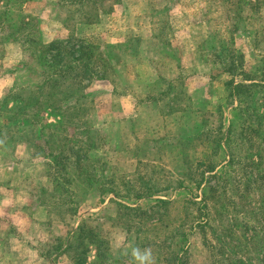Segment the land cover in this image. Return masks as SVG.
Segmentation results:
<instances>
[{
  "label": "rangeland",
  "instance_id": "obj_1",
  "mask_svg": "<svg viewBox=\"0 0 264 264\" xmlns=\"http://www.w3.org/2000/svg\"><path fill=\"white\" fill-rule=\"evenodd\" d=\"M84 1L29 0L23 9L40 17V24L48 39L49 34H54V30L62 33V25L68 17L66 6H78L77 2ZM252 2L254 1L104 0V6L98 11L99 18L91 19L94 27L84 31L92 41L102 44L103 48L108 46L110 50H114L116 57L112 63L116 64L117 72L113 71L112 78L119 92H128V96L114 98L111 84L97 86L94 83L90 89L95 109L92 123L101 130L106 128L102 132L109 145L101 148L98 154L106 161L109 174L118 173L126 178V182L134 181L132 187L135 191L142 185L158 184L161 188L177 181L180 170L185 166V159L196 161L203 157L208 149L206 145L196 143L189 148H182L178 138L193 132L195 122L202 124V128L217 127L231 117V107L220 110L227 94L226 82L232 78L221 69L223 62H220V56L230 59L244 56L245 72L251 73L258 68H261L260 72L264 71V5L260 9L253 8ZM0 6H4L3 3ZM84 16L88 17L89 14ZM141 37L144 43L141 42ZM132 38L140 39L138 54L130 49ZM33 62L34 60H29L11 46L0 44V94L2 88H7L8 85L22 83L25 79L33 82L39 80L36 74L30 76L23 72L24 75H20L25 68H29L28 65L33 66ZM173 78L177 83L171 106L174 105L176 110L167 115L166 112L171 108L166 106V101L172 96L159 102L154 99L165 88L164 79ZM240 79L238 76L236 82ZM146 100L148 103L142 104ZM116 117H123L122 122L110 124L112 122L109 121ZM70 131L74 132V128H70ZM23 142L25 141L21 139L18 151L7 158V161L0 158V169H3V163L11 165L14 162L18 164L15 166L19 170L15 180L18 192L13 203L0 200V212L8 206L7 214L10 213L11 217L14 214V219L12 217V220L7 219L0 224V247L4 246V250L9 248L8 253L0 250V264H54L55 261L58 264L70 263L69 253L68 258L59 257L55 261L51 257L58 251L56 247L59 237L66 242L81 218H89V222L98 228L101 236L108 242L111 258L127 256L128 252H123L130 248V244L126 242V221L121 219L123 216L116 203L110 200L111 197L116 198L115 194L104 195V200L94 192L86 196L79 194L81 204L78 216L64 212L58 205H51L49 216L53 220L52 225L40 222L39 219L35 221L22 218L21 214L25 211L46 216L40 206L44 205V201L52 204L50 196L44 192L47 190L50 193L49 188L53 185L46 165L50 159L30 155ZM8 147H12V142ZM184 155H188L187 158ZM241 172L239 164L230 169L232 176H239ZM118 182L122 184L121 192L127 194L123 190L124 179L118 178ZM53 190L55 189L52 192ZM26 191L34 196L36 208L33 205L23 208V193ZM199 195L201 196V192ZM246 195L253 200V205L260 202L262 197L254 190ZM187 196L186 192L179 189L165 190L155 195L171 200L176 198L171 205L169 217L174 216L177 220L186 216L184 202ZM151 202L143 199L138 204L145 206ZM239 207L241 206H232L231 203L227 206L232 211ZM212 210L210 219L214 216L217 219L215 223H218L220 213H217L215 207ZM245 213H248L247 208L240 212V216ZM169 217H166L167 222L171 220ZM252 217V214H247L245 219L253 222ZM206 231L212 236L207 228ZM241 231L240 228L238 234ZM9 235L13 238L10 239ZM139 249L142 252L145 250ZM156 255L157 253H152L154 264H159ZM188 256L190 264H211L210 252L198 229L190 235ZM113 264L123 262L120 260Z\"/></svg>",
  "mask_w": 264,
  "mask_h": 264
},
{
  "label": "trees",
  "instance_id": "obj_2",
  "mask_svg": "<svg viewBox=\"0 0 264 264\" xmlns=\"http://www.w3.org/2000/svg\"><path fill=\"white\" fill-rule=\"evenodd\" d=\"M28 1L0 0V5H4L0 6L2 42L18 45L29 60H34L33 66L28 65L24 72L39 76L35 82L25 79L15 83L2 97L0 140L17 143L23 139L33 147L35 157L50 159L46 165L55 190L51 193L42 190L52 200V204L44 201L42 207L50 213L51 205H58L64 212L76 216L81 204L79 194L86 196L94 192L102 200L106 198L104 195L115 194L116 198L111 201L126 221L129 250L151 249L154 255L157 253L159 264H190L189 239L198 229L210 252L211 264H264V71L258 68L245 72L244 56L238 59L220 56L221 69L232 76L226 82L227 94L220 110L231 107V117L217 127L202 128V124L195 122L193 132L178 138L182 148L200 143L208 149L196 161L184 155L185 166L175 183L161 188L158 184L142 185L135 191L134 181L126 182L118 173L109 174L106 161L95 153L106 138L101 128L91 122L93 92L87 89L92 82L109 79L117 72L116 64L112 63L116 57L114 50L76 33L44 42L39 19L23 9ZM102 1L85 0L79 2L80 7L70 10L66 24L72 27L71 31L81 32L77 22L93 23V17L98 19V11L104 6ZM252 1L253 8L264 5V0ZM87 13L89 16H84ZM138 40H130V49L135 54ZM238 76L241 79L236 82ZM164 81L165 88L154 100L159 102L161 97L162 101L172 96L166 101V106L171 108L166 113L171 115L176 110L171 103L177 80ZM47 116L55 122H47ZM237 164L242 167L241 175L232 176L230 169ZM118 178L124 179L123 190L127 194L121 192ZM170 189L188 194L184 202L187 217L178 220L169 217L176 198L155 197ZM253 190L262 196L255 205L246 195ZM143 199L152 202L145 206L138 204ZM229 203L241 207L232 211L227 208ZM214 207L220 213L218 223H215L216 217L210 219ZM246 208L247 214L253 215V222L245 219L246 213L240 216ZM166 217L171 220L167 222ZM240 228L242 231L238 234ZM71 235L66 242L59 237L56 250L72 251L74 264H87L92 251L96 252V264L120 260L123 264H135L130 252L127 256L111 258L107 240L89 220H83Z\"/></svg>",
  "mask_w": 264,
  "mask_h": 264
},
{
  "label": "crops",
  "instance_id": "obj_3",
  "mask_svg": "<svg viewBox=\"0 0 264 264\" xmlns=\"http://www.w3.org/2000/svg\"><path fill=\"white\" fill-rule=\"evenodd\" d=\"M77 3H78V6H66L67 7V11L68 12L70 10L74 11L76 8L80 7L79 2H77ZM111 10H113V7L110 8V11ZM25 12H26V10H25ZM26 13L30 14L29 12H26ZM31 15L37 17L39 19V23H40V17L39 16L34 15L32 13H31ZM62 27H63L62 33H58L56 30H54V34H51V35L49 34L50 38L46 39V36L44 34L42 25L40 24L43 41L46 42V43H49V42H52V41H55V40H58V39H64V38L69 37L70 34H72V33H76L77 35H79V34L86 35L87 33L84 31V29L87 30V29L93 28L94 27V21H93V23L85 22V21L83 23H78L77 22V28L80 29L81 32L71 31L72 27H68L66 22L63 23ZM141 42L144 43V40L142 39V37H141ZM0 44H2L3 46H5V45L11 46L12 48H14L17 51H20L22 53V50H21V48L18 45L13 44V43L4 44L2 42L1 36H0ZM22 55H23V53H22ZM23 72L24 71H22L21 74L19 72L18 76H19V74L20 75H24ZM14 77H15V75H14ZM14 83H15V81H14ZM94 83H96L97 86L98 85L100 86L101 84H104V85L111 84L113 86L114 98H117L116 96H118V98L120 96H125L128 93V92H125V93L119 92L120 90L114 84L112 76L109 79H99V80H96L93 83H91L89 85V87H88L89 89H87V91L89 93H92V91L90 89H91V87H92V85ZM13 85L14 84H11V85H8L7 88L6 87L2 88L1 94H0V101H1L2 97L5 95L6 91L9 88H11ZM161 98H160V101H161ZM149 99H151V97H149ZM146 103H148V100L144 101L142 104H146ZM92 104H93L92 106H94V101H93ZM94 110H93V113H92V120L94 119V115H95L94 114ZM120 117H116L113 120L111 119V121H109V122H112V123H110V124L115 125V124H118V123L122 122L123 117H122V119ZM0 120H3V119L0 117ZM92 120H91V122H92ZM46 121L47 122H55V119L50 117V116L49 117L47 116L46 117ZM94 126H96V125H94ZM105 129L106 128H103L102 130H105ZM107 141L108 140H106L105 143H104V141H102V143L99 144V149L95 152L96 154H98V151L101 148H104L105 146H107V144H108ZM10 142H12V147L9 148L8 144H10ZM22 144L25 146L26 149H28L30 155L34 156L33 147L29 143H26V142H23ZM20 145H21V141H18L17 143H15L13 140L12 141L11 140L10 141L9 140H5V141L4 140H0V158H2L4 160V162L7 161V158L12 157V156H14L16 154L15 151H18V148H19ZM104 153H106V152H104ZM15 165H18V164L13 162V163H11V165L9 163L6 165L5 163H3V165H2L3 169H0V200L9 201V203H13V201H14L13 199L17 195V192H18V184H17V182H15V180H16V175L19 173L18 172L19 170H18V168H16ZM53 188H54V185H52V187L49 188L50 193L52 192ZM23 194H24V196H23V198H24V200H23L24 201L23 208H30L31 205H33L36 208V204H35V201L33 199L34 196L32 197V195L29 192H27V191L24 192ZM109 196H111V195H109ZM111 198H110V200H111ZM10 208H13V207H10ZM40 208H42L46 212V214H45L46 216H43V215L38 216V215H36V213H34V211H33V213H30V212H26L23 209L25 212L21 214L22 218L28 219V220H31V219L33 220L34 219L35 221L36 220L38 221V219H39V220H41L40 222H45V223L49 222V224L52 225L53 224V220H52L51 216H49L48 210L45 207L43 208L42 206H40ZM3 209H4V211L0 212V224L2 222H4L5 220H7V219L12 220V217L14 219V214H12V217H11L10 213L7 214L8 213V209H9L8 206L6 208H3ZM78 215L79 214H77L76 216H78ZM42 216H43V218H42ZM83 220H89V218L88 219H86V218L78 219V223H77L76 228L78 227V225ZM76 228H75V230H76ZM9 236L11 237V235H9ZM12 238L13 237H11L10 239H12ZM125 248H129V247H125ZM0 250L1 251H5V253L9 252V248H5V250H4V246L0 247ZM10 251H12V249H10ZM123 252H130L131 253L132 250H129V249L125 250L124 249ZM68 253L71 254L70 251H66L65 248H62V249L57 251V253L54 255V257L52 256L51 258L54 259V261H55V259H58L59 257H60V259H63V257L68 258ZM95 253H96L95 251H92V255H91V257H89V261H88L87 264H96V262H94L95 261ZM46 256L47 255H45V257ZM42 258H44V257H42ZM49 264H52V263H49ZM54 264H58V263H56V261H55ZM60 264H63V263H60ZM64 264H66V263H64ZM67 264H74V261L72 259V254H71V261H70V263H67Z\"/></svg>",
  "mask_w": 264,
  "mask_h": 264
},
{
  "label": "clouds",
  "instance_id": "obj_4",
  "mask_svg": "<svg viewBox=\"0 0 264 264\" xmlns=\"http://www.w3.org/2000/svg\"><path fill=\"white\" fill-rule=\"evenodd\" d=\"M131 256L137 264H154L151 249H145L142 252L139 248H133Z\"/></svg>",
  "mask_w": 264,
  "mask_h": 264
}]
</instances>
